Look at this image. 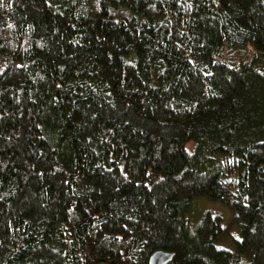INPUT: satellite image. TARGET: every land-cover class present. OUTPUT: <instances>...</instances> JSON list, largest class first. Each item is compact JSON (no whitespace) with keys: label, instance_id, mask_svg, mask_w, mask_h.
Here are the masks:
<instances>
[{"label":"trees","instance_id":"obj_1","mask_svg":"<svg viewBox=\"0 0 264 264\" xmlns=\"http://www.w3.org/2000/svg\"><path fill=\"white\" fill-rule=\"evenodd\" d=\"M157 249L264 264V0H0V264Z\"/></svg>","mask_w":264,"mask_h":264},{"label":"rangeland","instance_id":"obj_2","mask_svg":"<svg viewBox=\"0 0 264 264\" xmlns=\"http://www.w3.org/2000/svg\"><path fill=\"white\" fill-rule=\"evenodd\" d=\"M186 212L192 229L202 222L207 213L219 215L222 218L224 231L219 240L216 241V246L228 250H237L236 242L242 239L241 225L234 218V211L230 206L207 197H199L192 200ZM247 258L251 257L241 256L244 263L246 260L249 261Z\"/></svg>","mask_w":264,"mask_h":264},{"label":"water","instance_id":"obj_3","mask_svg":"<svg viewBox=\"0 0 264 264\" xmlns=\"http://www.w3.org/2000/svg\"><path fill=\"white\" fill-rule=\"evenodd\" d=\"M175 255L174 251L157 249L150 255L148 264H169L174 260Z\"/></svg>","mask_w":264,"mask_h":264}]
</instances>
